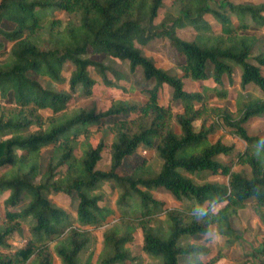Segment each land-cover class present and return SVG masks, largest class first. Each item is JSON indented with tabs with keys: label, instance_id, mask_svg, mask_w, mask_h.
I'll return each mask as SVG.
<instances>
[{
	"label": "trees",
	"instance_id": "trees-1",
	"mask_svg": "<svg viewBox=\"0 0 264 264\" xmlns=\"http://www.w3.org/2000/svg\"><path fill=\"white\" fill-rule=\"evenodd\" d=\"M165 2L0 0V36L11 43L0 61V194L7 192L0 198V264H54V255L61 264H128L135 259L130 245L137 229L143 251L158 258V264H215L229 257L227 249L241 239L232 218L249 202L264 224V138L245 127L264 115V49L260 37L248 32L251 26H264V2L173 0L178 13L166 12L157 20ZM57 12L68 16L62 19ZM3 20L12 28H4ZM187 26L197 31L191 40L178 33ZM158 38H167L178 51L182 75L158 66L140 47ZM3 47L0 41L1 51ZM89 52L127 60L132 72L140 68L144 81L152 82L136 87L145 99L116 98L106 109L83 108L69 115L67 90L28 75L66 83L72 92L81 87L85 95L97 83L93 71L115 86L108 76L112 67L87 57ZM66 62L73 65L69 78L64 75ZM233 65L241 70V89L255 85L262 94H237L234 106L211 103L207 90L226 97L227 91L214 85L222 86L226 79L234 84ZM186 77L202 89H186ZM166 86L181 111L174 112L171 102H160ZM102 126L113 134L108 171L97 168L105 139L100 136L96 144L86 140L93 127ZM224 126L245 142L242 150L221 137L211 138ZM47 146L52 153L41 173V151ZM141 146L157 150L159 171L143 161L132 172L119 174L125 158ZM220 155L250 170H234L232 163L217 159ZM206 172L227 180H195ZM104 181L114 182L115 208L100 204L103 196L97 190ZM159 188L175 205L166 206L153 195ZM52 191L77 195L74 218L48 197ZM219 203L224 204L214 210ZM115 210L119 217L105 227L98 255L90 254L83 262L81 255L92 243L87 226L106 225ZM157 215L164 216L165 228L153 224ZM27 218L33 223L26 241L14 249L10 238ZM213 227L224 238L222 247L214 250L195 240L182 244L184 237L208 238ZM191 255L201 261H181V256ZM252 256L253 264H264V246Z\"/></svg>",
	"mask_w": 264,
	"mask_h": 264
},
{
	"label": "rangeland",
	"instance_id": "rangeland-1",
	"mask_svg": "<svg viewBox=\"0 0 264 264\" xmlns=\"http://www.w3.org/2000/svg\"><path fill=\"white\" fill-rule=\"evenodd\" d=\"M234 2H250V3H258L264 2V0H233ZM173 0H166L162 10L160 11L159 17L157 20H160L164 13L171 12L173 14L178 13V9L173 6ZM62 19L67 18V14L64 12L56 13ZM212 24H215L214 21H211ZM2 26L4 28L10 29L13 24L3 20ZM249 33L256 34L260 37L259 45L264 49V26L255 27L251 26L248 30ZM179 35L182 38L191 40L197 34V31L190 27H183L178 30ZM0 41L4 42V47L2 51L5 56L0 54V61H3L6 57V52L10 48L11 43L6 41L2 36H0ZM44 47V45H43ZM144 53L150 57H153L158 66H162L167 68L172 74L182 75L183 71L180 68V56L178 51L171 46L169 40L167 38H158L150 41L145 46H140ZM87 57L103 61L107 65L111 66L114 71L121 74L122 77H117L114 74V71H108L109 78L114 82L115 86L104 83L103 78L93 71V76L96 78L97 83L93 88V92L90 95H85L82 92L81 87H78L75 92H72L68 89L67 84H59L57 82L51 81L48 77L42 76L33 72H29L28 75L32 78L38 79L45 86H51L54 89H65L71 94V100L67 104V113L69 115L77 113L80 109H91L95 108L96 110L106 109L113 99L116 98H129L135 100L137 102H142L145 98L144 96L136 89L137 86H151L152 82H146L143 78V73L140 68L136 69V71L132 72L129 68V62L120 61L108 56L104 53H93L89 52L86 54ZM234 66V84H231L228 79L225 80L224 85H214L211 82H208L209 85L213 84L220 90H226V97H219L215 94L214 91L207 90V96L209 97L211 103L213 104H228L234 106V98L237 94H243L247 97H254L261 95V90L255 85H249L246 89H241L239 85L241 70L237 65ZM64 75L69 78V72L72 70L73 65L70 62H66L64 67ZM212 66H209V72L212 71ZM264 73V70H263ZM186 89L188 90H201L202 86L199 83L194 82L189 77L185 78ZM172 89L169 86H166L160 94V102L164 104H168L171 102L172 109L174 112L181 111L182 108L177 101H172ZM111 121V120H109ZM200 125L197 123L195 126L196 129H199ZM247 131L251 135H258L264 138V115L260 117H256L251 119L245 124ZM112 132L106 126L102 127H93L90 131L89 135L86 137V140H90L93 144H96L99 140V137L102 136L105 139L106 146L104 149V155L102 160L98 163L97 168L101 170L108 171L110 170V158L108 154L109 144L112 140ZM3 136L0 135V140ZM221 137L224 142L228 144H234L238 150H242L245 147V142L241 140L238 136H236L229 127L224 126L222 129H219L215 134L211 136L213 140ZM52 153V146H47L42 148L41 151V162H40V171L41 173L45 170L46 162L49 156ZM77 154H80L78 152ZM218 160L224 162L225 164L232 163L234 170H242L245 169L247 171L250 168L246 165L233 163L232 159L227 156L220 155L217 157ZM146 162V165L149 166L153 171H159L162 159L159 157L158 152L153 147L141 146L138 151L132 155L127 156L118 169V173L121 175L128 174L132 172L136 164ZM195 180L199 183L204 181H226L227 177L224 175H213L209 172L204 173L202 176H196ZM98 193L102 194L103 199L100 202L101 205H106L109 207L115 206V194L116 187L114 182L112 181H104L101 185V188L97 190ZM153 195L159 200H163L166 203V206L175 205L174 200L168 193H166L165 189L159 188L152 191ZM48 197L62 206L71 217L76 216V209L79 202V198L77 195L65 194L63 192H50L47 194ZM7 196V192L0 194V198H4ZM224 203H219L214 207V210L223 206ZM118 212L115 210L114 214L107 217V224L104 226L96 227V226H87L92 235V243L88 250L82 253L81 258L84 262L87 257L92 254L93 258H96L98 252L102 248V239H103V231L105 227L115 222L118 219ZM33 221L30 218H27L23 221V227L14 233L10 238L13 248L17 249L19 246L24 245L27 235H28V226L31 225ZM153 224L155 226H159L161 228H165L166 224L164 221L163 215H157L153 219ZM232 225L241 233L242 237L238 240L234 245L227 249V253L229 257L222 258L217 261L215 264H253L254 257L252 256L253 251L257 248L264 246V224L262 223L259 216L256 214L254 209L252 208L251 202H249L245 208L241 209L237 216L232 218ZM135 239L131 243L130 248L132 255L135 256L133 261H129L128 264H158L160 260L156 257L150 256L146 254L142 249V233L140 229L135 231ZM197 241L200 243H204L214 250L220 248L224 244V238L214 232V227L210 233L208 238H204L201 235L191 237H184L182 239V244H188L190 241ZM181 261H190V262H199L201 258L197 255L191 256H181ZM27 264H30V260ZM54 264H61L59 258L54 255Z\"/></svg>",
	"mask_w": 264,
	"mask_h": 264
},
{
	"label": "clouds",
	"instance_id": "clouds-1",
	"mask_svg": "<svg viewBox=\"0 0 264 264\" xmlns=\"http://www.w3.org/2000/svg\"><path fill=\"white\" fill-rule=\"evenodd\" d=\"M198 211L200 212L201 215H204L205 214V212H204L203 209H198Z\"/></svg>",
	"mask_w": 264,
	"mask_h": 264
}]
</instances>
